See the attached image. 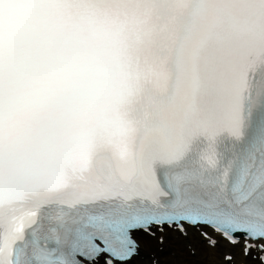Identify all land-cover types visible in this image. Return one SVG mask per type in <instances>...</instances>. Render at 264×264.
<instances>
[{"label":"snow or ice","instance_id":"6c2138e0","mask_svg":"<svg viewBox=\"0 0 264 264\" xmlns=\"http://www.w3.org/2000/svg\"><path fill=\"white\" fill-rule=\"evenodd\" d=\"M264 264V0H0V264Z\"/></svg>","mask_w":264,"mask_h":264},{"label":"bare ground","instance_id":"6f19581e","mask_svg":"<svg viewBox=\"0 0 264 264\" xmlns=\"http://www.w3.org/2000/svg\"><path fill=\"white\" fill-rule=\"evenodd\" d=\"M196 260L198 264H218L219 254L216 250L201 245Z\"/></svg>","mask_w":264,"mask_h":264}]
</instances>
